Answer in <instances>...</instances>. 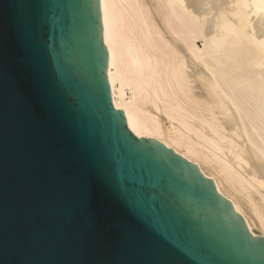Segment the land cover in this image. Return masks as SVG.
<instances>
[{"label": "water", "instance_id": "1", "mask_svg": "<svg viewBox=\"0 0 264 264\" xmlns=\"http://www.w3.org/2000/svg\"><path fill=\"white\" fill-rule=\"evenodd\" d=\"M22 11L33 24L20 34ZM0 47V264H264V238L213 181L128 130L99 0H0ZM22 76L34 86L18 97ZM84 175L103 236L76 211Z\"/></svg>", "mask_w": 264, "mask_h": 264}, {"label": "bare ground", "instance_id": "2", "mask_svg": "<svg viewBox=\"0 0 264 264\" xmlns=\"http://www.w3.org/2000/svg\"><path fill=\"white\" fill-rule=\"evenodd\" d=\"M112 103L264 238V0H99Z\"/></svg>", "mask_w": 264, "mask_h": 264}, {"label": "snow or ice", "instance_id": "3", "mask_svg": "<svg viewBox=\"0 0 264 264\" xmlns=\"http://www.w3.org/2000/svg\"><path fill=\"white\" fill-rule=\"evenodd\" d=\"M21 7L23 8L25 5L22 4ZM32 24L33 20L31 16L27 12L22 11L16 20L18 33L23 34L27 32L32 27ZM5 59L6 53L0 47V76H3L5 71ZM33 86L34 82L30 81L26 76H22L13 84L14 92L18 97H22L26 89ZM76 211L89 217L93 233L96 236H103L107 228V222L103 209L98 207L95 202L94 192L87 175L82 176L79 181V197Z\"/></svg>", "mask_w": 264, "mask_h": 264}]
</instances>
